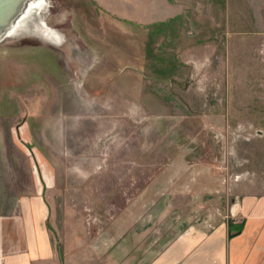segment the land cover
<instances>
[{
  "label": "rangeland",
  "instance_id": "obj_1",
  "mask_svg": "<svg viewBox=\"0 0 264 264\" xmlns=\"http://www.w3.org/2000/svg\"><path fill=\"white\" fill-rule=\"evenodd\" d=\"M168 1L146 23L18 0L0 40L4 234L39 196L58 258L112 260L133 225L139 242L166 230L169 201L181 218L264 191V0Z\"/></svg>",
  "mask_w": 264,
  "mask_h": 264
},
{
  "label": "crops",
  "instance_id": "obj_2",
  "mask_svg": "<svg viewBox=\"0 0 264 264\" xmlns=\"http://www.w3.org/2000/svg\"><path fill=\"white\" fill-rule=\"evenodd\" d=\"M93 1L139 22L163 20L174 13H169L168 0ZM207 199L210 206L202 204V210H208L196 208L200 211L181 218L174 217V203L169 201L160 212L161 225L169 222L164 232L139 242L133 225L128 233H133L134 241L122 249L126 253L109 260L98 259L91 250L71 253L66 245L58 258L45 227L42 200L35 196L27 200L23 215L12 220L9 230L17 232L15 236L4 234L0 218V264H264V191H237L229 201L220 194Z\"/></svg>",
  "mask_w": 264,
  "mask_h": 264
},
{
  "label": "water",
  "instance_id": "obj_3",
  "mask_svg": "<svg viewBox=\"0 0 264 264\" xmlns=\"http://www.w3.org/2000/svg\"><path fill=\"white\" fill-rule=\"evenodd\" d=\"M17 10L18 0H0V40L25 12L21 13L17 17L18 19L16 18L15 22H12L11 19L16 14Z\"/></svg>",
  "mask_w": 264,
  "mask_h": 264
},
{
  "label": "bare ground",
  "instance_id": "obj_4",
  "mask_svg": "<svg viewBox=\"0 0 264 264\" xmlns=\"http://www.w3.org/2000/svg\"><path fill=\"white\" fill-rule=\"evenodd\" d=\"M38 28H40V26L38 25ZM41 29V28H40Z\"/></svg>",
  "mask_w": 264,
  "mask_h": 264
}]
</instances>
